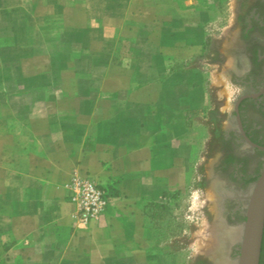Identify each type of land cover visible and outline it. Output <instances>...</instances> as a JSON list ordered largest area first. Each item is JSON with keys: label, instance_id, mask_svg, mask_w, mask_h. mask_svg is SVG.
Returning a JSON list of instances; mask_svg holds the SVG:
<instances>
[{"label": "crops", "instance_id": "0c3cea01", "mask_svg": "<svg viewBox=\"0 0 264 264\" xmlns=\"http://www.w3.org/2000/svg\"><path fill=\"white\" fill-rule=\"evenodd\" d=\"M226 5L0 0L5 264H161L147 204L186 182L192 116L208 109L212 85L188 62L204 55ZM73 177L109 195L87 227L66 201Z\"/></svg>", "mask_w": 264, "mask_h": 264}, {"label": "rangeland", "instance_id": "374dc122", "mask_svg": "<svg viewBox=\"0 0 264 264\" xmlns=\"http://www.w3.org/2000/svg\"><path fill=\"white\" fill-rule=\"evenodd\" d=\"M226 1L224 18L207 38L204 55L188 62L208 71L212 85L208 109L192 116L191 121L199 128L198 142L191 160L187 159L186 182L160 203L163 207L157 215L150 217L154 209L146 210L150 244L156 247L161 264L169 261L164 256L172 258L169 264H219L216 254L223 249L225 264H236L238 237L225 240V231L238 232L252 185L264 168V150L246 147L232 136L237 129L234 103L243 94L255 93L264 81L262 65L261 72L251 74L249 84L241 86L238 82L248 63L237 38L235 14L248 12L255 0ZM241 114L246 128L260 127L264 144L263 110L249 100L244 102ZM0 264H5L3 258Z\"/></svg>", "mask_w": 264, "mask_h": 264}, {"label": "flooded vegetation", "instance_id": "af4514ba", "mask_svg": "<svg viewBox=\"0 0 264 264\" xmlns=\"http://www.w3.org/2000/svg\"><path fill=\"white\" fill-rule=\"evenodd\" d=\"M235 24H238V35L237 38L240 42L241 51L246 56L248 63L247 69L245 70L244 75L238 80L239 84H249L250 81H247L252 73L261 72V66L264 65V0H255L252 3L250 10L246 13L237 12L235 14ZM264 81L263 83L256 88L255 97H244L238 103V115L241 122V127L244 132L245 137L249 139L250 142L264 146L263 141L260 140L261 134L259 126H252V128H246L242 118V106L246 101H254L257 104L258 108L264 112ZM263 89V90H262ZM262 90V91H261ZM244 95V94H243ZM235 114V113H234ZM234 140H238L240 143L244 144L246 147L251 149H258L247 143L245 137L241 134L238 127L236 132L232 134ZM261 150V149H259ZM228 157L231 155L227 154ZM222 158V157H221ZM220 159V158H219ZM222 161V159H221ZM221 161L219 163H221ZM226 163V161H224ZM245 212V210H244ZM245 219V215L243 214ZM259 264H264V227L262 234V242L259 256Z\"/></svg>", "mask_w": 264, "mask_h": 264}, {"label": "water", "instance_id": "95a60500", "mask_svg": "<svg viewBox=\"0 0 264 264\" xmlns=\"http://www.w3.org/2000/svg\"><path fill=\"white\" fill-rule=\"evenodd\" d=\"M255 96H257L255 93L244 94L234 103L233 110L235 112L237 127L244 137L245 135L238 115V103L244 97ZM245 140L248 144L264 150V146L256 145L250 142L247 137H245ZM244 208L245 219L238 227L239 254L235 262L236 264H259L264 227V168L252 185Z\"/></svg>", "mask_w": 264, "mask_h": 264}, {"label": "built area", "instance_id": "2783aa9c", "mask_svg": "<svg viewBox=\"0 0 264 264\" xmlns=\"http://www.w3.org/2000/svg\"><path fill=\"white\" fill-rule=\"evenodd\" d=\"M65 197L74 207V219L81 227L102 216L109 205L106 189L88 177L71 178L66 185Z\"/></svg>", "mask_w": 264, "mask_h": 264}, {"label": "bare ground", "instance_id": "6f19581e", "mask_svg": "<svg viewBox=\"0 0 264 264\" xmlns=\"http://www.w3.org/2000/svg\"><path fill=\"white\" fill-rule=\"evenodd\" d=\"M223 230H225V229H223ZM221 231H222V230H221ZM222 233H224V231H222ZM222 233H221V234H222ZM237 237H238V232H235L234 230H232V231H231V230H226V231H225V236H224L225 240H226V239H229V241H230V239L233 240V239H235V238H237ZM223 250H224V249H223ZM223 250H222L220 253H218L219 255L216 254V256H219V264H225V262H224L225 260H224V257H223V255H224V254H223V253H224ZM216 253H217V251H216ZM216 256H215V258H217ZM216 260H217V259H216ZM214 261H215V260H214ZM215 262H217V261H215Z\"/></svg>", "mask_w": 264, "mask_h": 264}, {"label": "trees", "instance_id": "16d2710c", "mask_svg": "<svg viewBox=\"0 0 264 264\" xmlns=\"http://www.w3.org/2000/svg\"><path fill=\"white\" fill-rule=\"evenodd\" d=\"M147 207H150V208L154 209L155 212L150 214V217H153V216L157 215V210L162 208L163 206L160 203L149 202L147 204Z\"/></svg>", "mask_w": 264, "mask_h": 264}]
</instances>
